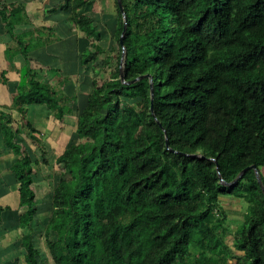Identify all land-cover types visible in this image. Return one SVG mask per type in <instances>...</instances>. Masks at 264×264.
Segmentation results:
<instances>
[{
	"label": "trees",
	"instance_id": "trees-1",
	"mask_svg": "<svg viewBox=\"0 0 264 264\" xmlns=\"http://www.w3.org/2000/svg\"><path fill=\"white\" fill-rule=\"evenodd\" d=\"M93 3L62 0L48 8L70 12L86 40L80 66L91 71L105 52L96 43L99 29L85 13ZM113 3L114 70L101 82L91 79L74 139L54 158L58 174L45 206L36 197L34 169L47 163L46 148L26 113L29 106H42L62 121L72 109L51 81L60 69H33L28 46L52 44L56 28L8 33L12 44L4 55L10 65L0 66V84L17 81L10 101L19 122L14 126L7 104L0 105V153L2 147L14 156L1 173L0 188L16 190L23 209L13 227L23 230L18 259L264 264V193L255 171L223 184L255 165L264 187V0H121L124 16ZM26 14L23 2L0 0L7 29L30 23ZM112 59L107 55L103 63ZM41 69L47 79L39 76ZM140 75L151 81L127 83ZM24 127L37 145L34 159L17 139ZM223 198L244 208L231 228ZM13 211L0 205V223ZM41 214L43 231L33 227ZM39 236L46 250L36 246Z\"/></svg>",
	"mask_w": 264,
	"mask_h": 264
},
{
	"label": "rangeland",
	"instance_id": "rangeland-1",
	"mask_svg": "<svg viewBox=\"0 0 264 264\" xmlns=\"http://www.w3.org/2000/svg\"><path fill=\"white\" fill-rule=\"evenodd\" d=\"M52 1V0H51ZM62 1V0H61ZM47 2V1H46ZM58 0L56 1V3ZM51 5H55L54 1L51 2ZM68 13H70L68 11ZM115 7L113 0H94L93 8H91L90 16L99 29L101 37L96 43L102 47L105 52L99 53L98 60L94 66L95 71H91L89 68L79 67V74L72 75L68 77L66 80H63V76H67L63 70H60L59 75L53 76L54 78L51 80L54 88L57 92L59 98L63 99V103L67 105L70 109H72V113L69 115L64 116L62 121L56 120L50 113L46 110L45 107L39 106H29L28 112L26 113L27 119L32 122V125L35 127L37 131V135L41 140L44 141V146L46 148V159L47 163L40 162V164L34 169L35 171V185L34 189H36V197L43 201V206H45L49 193L51 192V187L53 186V182L57 177L58 174V166L54 162V158L61 153L64 147L67 145L68 142L74 139V126L76 115L79 111V107L81 105V101L85 98L87 92L91 86V79L96 78L99 82L107 79L112 71L114 70L115 65V56L117 54V44L112 38L111 30L112 28V21L115 16ZM49 14L48 12L46 13ZM70 30L72 34L74 33L76 38L85 37L84 33L79 29L75 28V25L68 17ZM49 23V22H48ZM59 24V21H55L53 24L56 28ZM4 26V24L2 23ZM62 30H64V24L62 25ZM4 31L9 34H17L16 28L12 31L7 29L4 26ZM56 31V30H55ZM57 33V31H56ZM82 36V37H81ZM57 37L58 42H62L65 40L64 44H67L70 40L73 42L74 35L66 36L58 32L55 34ZM59 37V38H58ZM53 37H51L52 39ZM57 39L52 41V44L49 45H41L43 51L47 50V48L54 43L57 42ZM85 39V38H84ZM78 40V39H77ZM79 42V41H78ZM85 42V41H84ZM28 60L31 67L33 69H38L41 67V64L37 63L35 60H31L33 54H35V49L28 46ZM37 49V48H36ZM84 48H80L78 50V54L83 52ZM10 51V50H9ZM8 49L4 52L8 53ZM8 56L10 53L7 54ZM12 55V54H11ZM20 54L16 55L18 57ZM110 55L113 56V63L106 65L104 64L105 56ZM6 58V56H5ZM91 60V59H90ZM18 61V60H17ZM7 66L10 65L7 59L5 60ZM19 62V61H18ZM23 62V60H21ZM20 63V62H19ZM60 60H56V62L50 60L48 64H46L50 68H58ZM63 71V72H62ZM44 70L39 71V76L47 79L48 77L43 73ZM12 88L13 85H12ZM14 91H12L13 93ZM7 102L9 97L6 98ZM8 110L13 113L14 122L13 125L16 126L18 121V114L15 113L13 107L10 105L8 106ZM28 128L24 127V131L22 135L18 136V140L24 145L25 149L30 154L31 158L34 159V155L37 152L36 143L34 140L30 139V135L28 132ZM14 158L13 154L10 151L3 149L1 147L0 153V180L2 179L1 173H5L7 171V166L12 159ZM1 190V188H0ZM0 205H10L12 209L15 211L13 212H5L3 216L5 217L4 222L0 223V264H21V257L18 256L22 252L19 248V240L23 233V230L20 228H14V225L17 223V214L22 212L23 209H19L17 206V192L16 190L10 191V189L5 188L3 186V190L0 191ZM222 205L224 206L225 210L228 213L226 218V225L227 227L231 228L236 223L237 219H241L242 210L244 209L242 206L234 203L230 198H223ZM45 216H47L45 214ZM38 218V217H37ZM44 215H40L38 218L39 222L34 223L33 227L37 230L43 231L44 228ZM40 243L36 242V246L40 247L42 250H46L44 247V241L41 236H39Z\"/></svg>",
	"mask_w": 264,
	"mask_h": 264
},
{
	"label": "crops",
	"instance_id": "crops-1",
	"mask_svg": "<svg viewBox=\"0 0 264 264\" xmlns=\"http://www.w3.org/2000/svg\"><path fill=\"white\" fill-rule=\"evenodd\" d=\"M47 1V2H46ZM52 1H54L55 5H51ZM1 0L2 3H11V2H23L25 4L26 15L30 20V23L16 26L17 33H21L24 31L31 32L34 27L38 26H46V27H54L55 21H59V24L56 27L57 33L64 34L65 36L69 34V36L74 35L73 42L70 40L67 44H64L65 40L62 42H56L53 45L49 46L47 50L43 51L42 47H38L35 49V54L32 55L31 60H35L37 63L41 64V66H47L50 60L56 62V60H60L59 65L57 66L60 70H63L66 75L69 77L72 75L79 74L80 67V56L78 54V50L81 48H85L86 41L84 36L82 38H76L75 34L70 30V24L68 17L70 13L68 11H58L54 13H49L48 8L58 6L61 3V0ZM94 4V3H93ZM93 8V5H92ZM90 16L91 9L85 12ZM49 22V23H48ZM64 24V30H62V25ZM76 28V27H75ZM4 26L2 25V21L0 20V66L2 68H7V64L5 62L6 58L3 54L5 50V46L12 44L11 37L8 33L4 31ZM78 39V40H77ZM79 41V42H78ZM49 51V52H48ZM1 70V69H0ZM62 71V72H63ZM14 77V76H11ZM16 80H10L7 86L0 84V105L7 106L11 105L10 98L15 93V84ZM12 85L14 88H12ZM12 91H14L12 93ZM7 97L9 100L7 102ZM60 154V153H59ZM10 191H13L10 189Z\"/></svg>",
	"mask_w": 264,
	"mask_h": 264
},
{
	"label": "water",
	"instance_id": "water-1",
	"mask_svg": "<svg viewBox=\"0 0 264 264\" xmlns=\"http://www.w3.org/2000/svg\"><path fill=\"white\" fill-rule=\"evenodd\" d=\"M117 3H118V6H119V8H120V11L122 12V15L124 16V12H123V7H122V3H121V0H117ZM125 23H126V19H125V17H124V29H125V27H126V25H125ZM120 46H121V56H120V66H119V72H120V78L123 80L124 79V77H123V62H124V56H125V50H124V47H123V41H122V35L120 36ZM144 77H149V80L151 81V76L150 75H140V76H138V77H136V78H134V79H132V80H130V81H128L127 83L128 84H130V83H134V82H136L137 80H140V79H142V78H144ZM150 95H151V109H152V99H153V88H152V84H150ZM157 122H158V124H160V122L157 120ZM166 145H167V141H166ZM215 161V160H214ZM216 162V161H215ZM216 168L218 169V166H217V164H216ZM249 169H253L254 171H255V174H256V176H257V180H258V182H259V184H260V186H261V189H262V191H263V193H264V187L262 186V184H261V179H260V177H259V173H258V170L256 169V167H255V165H250V166H247V167H245L244 169H242L241 171H240V173L237 175V177L233 180V181H231V182H229V183H227V182H223V184H225V185H230V184H232V183H234L235 181H237L244 173H245V171L246 170H249Z\"/></svg>",
	"mask_w": 264,
	"mask_h": 264
},
{
	"label": "bare ground",
	"instance_id": "bare-ground-1",
	"mask_svg": "<svg viewBox=\"0 0 264 264\" xmlns=\"http://www.w3.org/2000/svg\"><path fill=\"white\" fill-rule=\"evenodd\" d=\"M49 52V51H48Z\"/></svg>",
	"mask_w": 264,
	"mask_h": 264
}]
</instances>
